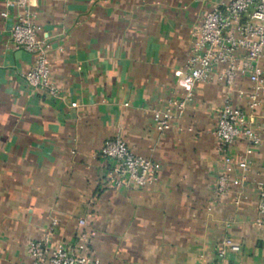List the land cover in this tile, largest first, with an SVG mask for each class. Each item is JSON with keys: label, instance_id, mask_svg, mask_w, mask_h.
Here are the masks:
<instances>
[{"label": "crops", "instance_id": "obj_1", "mask_svg": "<svg viewBox=\"0 0 264 264\" xmlns=\"http://www.w3.org/2000/svg\"><path fill=\"white\" fill-rule=\"evenodd\" d=\"M0 0V264H29L27 244L52 219L53 241L85 231L99 264H204L221 239L240 245L224 264H264V227L255 196L264 184V138L248 157L216 149L217 108L244 104V94L216 78L198 83L184 116L163 132L153 112L182 96L176 71L186 69L192 31L219 0H28L38 35L49 46L58 95L32 88L25 73L34 55L11 44L20 10ZM264 68V60L261 61ZM246 77L236 86L246 89ZM252 125L264 129V88ZM72 103H75L72 106ZM120 133L136 153L155 161L148 187H113L101 145ZM227 172L231 192L215 193ZM242 195L239 204L234 202ZM84 224L80 225L79 220Z\"/></svg>", "mask_w": 264, "mask_h": 264}, {"label": "built area", "instance_id": "obj_2", "mask_svg": "<svg viewBox=\"0 0 264 264\" xmlns=\"http://www.w3.org/2000/svg\"><path fill=\"white\" fill-rule=\"evenodd\" d=\"M28 0H7L6 5L20 10L10 29L11 44L34 55L32 67L25 73V80L32 88L45 90L49 95H58V87L50 76L49 46L38 35L33 15L27 7ZM2 17L8 10L0 12ZM264 0H219L204 15L202 21L192 31V43L187 57L186 69L176 71L181 81L182 96L170 101L162 110L153 112L155 128L163 132L173 121L180 120L193 100L194 88L198 83H206L213 78L214 69L220 67L216 78L223 81L229 90L244 94V104L228 102L217 108L218 119L213 134L216 149L225 163H231L229 149L237 143H244L243 155L239 158L241 174L237 180L243 185L248 168V157L254 147L264 138V129L257 130L252 125L255 109L259 106L260 92L264 88ZM246 77L248 87L236 86L237 79ZM75 103H72L74 106ZM102 159L111 165L106 183L113 187L136 185L148 187L157 180L159 165L150 158L133 151L125 138L117 133L104 141L99 149ZM232 180L227 172L219 173L215 187L218 197L231 192ZM242 195L234 197L239 204ZM256 226L264 227V184L258 183L255 196ZM80 225L84 220L80 219ZM52 219L42 238L31 239L27 244L29 264H99L86 251L87 233H79L77 240L70 243L53 241ZM240 245L232 237L224 236L214 257L204 264H224L227 252H238Z\"/></svg>", "mask_w": 264, "mask_h": 264}]
</instances>
